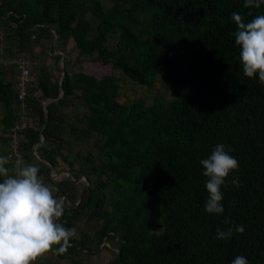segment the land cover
Wrapping results in <instances>:
<instances>
[{"label": "trees", "instance_id": "16d2710c", "mask_svg": "<svg viewBox=\"0 0 264 264\" xmlns=\"http://www.w3.org/2000/svg\"><path fill=\"white\" fill-rule=\"evenodd\" d=\"M244 2L0 0L8 58H36L37 43L56 35L57 48L65 52L72 41L77 59L98 69H65L59 83L53 76L61 56L55 54L49 71L38 66L41 74L26 89L24 114L33 125L20 134L21 166H37L54 196L65 197L58 222L70 229L82 215L94 222L91 237L74 236L63 254L53 246L54 257L82 264L75 255L92 253L106 237L116 252L104 264H231L236 256L264 264V83L243 74L231 19L238 12L250 22L264 14V4L245 8ZM158 77L171 98L119 100L124 81L150 88ZM47 98L53 99L44 124ZM0 106V156L7 157L10 128L23 116L15 84L0 81ZM220 143L239 169L221 186L225 211L212 214L204 210L207 177L200 160ZM51 167L75 180L85 177L83 192L76 193L67 176L54 181ZM237 225L243 234L216 238L217 229Z\"/></svg>", "mask_w": 264, "mask_h": 264}, {"label": "clouds", "instance_id": "9594fccd", "mask_svg": "<svg viewBox=\"0 0 264 264\" xmlns=\"http://www.w3.org/2000/svg\"><path fill=\"white\" fill-rule=\"evenodd\" d=\"M264 0H245L244 7L259 9ZM231 19L236 25L232 33L235 44L239 46V59L243 65V74L248 78L258 75L264 83V14L255 16L250 22L233 12ZM8 157L0 156V264H33L39 258L59 245L57 252L63 254L75 236V229L66 228L58 222L64 215L63 201L57 199L52 190L40 179L39 168L35 165L21 166L16 161L17 171L10 174L6 167ZM208 197L204 210L212 214H222L225 209L221 201V186L233 170L239 169L238 160L225 148L217 144L211 155L200 160ZM231 183L239 187V180ZM230 221L226 217L224 223ZM236 233L243 234V225L227 230L217 229V239H227ZM231 264H249L245 256H236Z\"/></svg>", "mask_w": 264, "mask_h": 264}, {"label": "rangeland", "instance_id": "374dc122", "mask_svg": "<svg viewBox=\"0 0 264 264\" xmlns=\"http://www.w3.org/2000/svg\"><path fill=\"white\" fill-rule=\"evenodd\" d=\"M2 32L4 33V36H6L5 32L3 29L6 30V28H1ZM52 43V44H51ZM50 44L51 46H53L55 49L50 52ZM37 49L36 52L39 56H37L36 58H34L32 55H30L29 53H25L22 55L24 56V58L26 60L29 61L30 63V76L32 81H36L39 77V75L41 74L38 66L43 67L46 72L49 71V68L51 66V64L53 63V60L51 59V57L55 54H59L61 57L63 56L64 61L67 58V64L65 65L64 63V70H68L70 73H77L79 71H82L84 73L87 74H91L92 72H97V68L95 67H91V65H87L84 62H82L83 60H78L77 59V50L75 49V47L73 46V42L70 41V43L67 44L66 48H65V52L61 51L59 48H57V44L56 41L52 42V40L49 42L46 39L40 40L37 43ZM13 55H18L16 54V52H13ZM32 56V57H31ZM61 60H60V69H61ZM61 71L57 72L54 74L53 78L57 77L59 78V76L61 75ZM104 71H108L107 69H104ZM99 72V71H98ZM103 72V70L101 71ZM121 96L119 98V100L121 102H131L132 100H134L135 98H144L146 100V102L148 104H151L154 97L157 95H164L167 98H171V91L166 88L165 86V80L163 77H158L157 81L154 83V85L150 88L144 87V86H140V85H136L135 83H132L129 80L124 81L122 87H121ZM38 96V95H37ZM43 103V102H42ZM88 145L87 143H84L83 145L80 146V150L82 152H84V148L83 146ZM54 171L57 173V176H54L52 179L54 181H59L62 178H64V176L62 174H58L60 171L54 169ZM80 178V179H78ZM74 182L76 184V193H82L83 192V187H84V183H85V177H78ZM51 190H53L52 186L50 184H46ZM85 217L86 215H82L80 216V218L78 219V227L77 228H72L75 229V236L77 238H80L82 233H86L89 234V237H91L93 235V231H94V227L92 225H94V222H90L85 223ZM112 244V243H111ZM116 252V248L114 247V245L112 244L111 248H98L97 250L93 251L90 254H77L75 255V258L80 260V262L82 264H104L107 261H109L111 258L114 257V253ZM49 259L50 261L53 262V264H68L70 262L69 258H65L62 260H59L58 258L54 257L52 255V251L48 252L46 255H44L43 257L39 258L37 261L33 262V264H40L42 259Z\"/></svg>", "mask_w": 264, "mask_h": 264}, {"label": "built area", "instance_id": "2783aa9c", "mask_svg": "<svg viewBox=\"0 0 264 264\" xmlns=\"http://www.w3.org/2000/svg\"><path fill=\"white\" fill-rule=\"evenodd\" d=\"M4 64H11L15 65L18 68V75L15 81V88L17 90V98L20 102V108L22 110L23 116L21 120L15 122L9 131L8 137H9V149L7 152V157L14 160V163L16 164V161L19 159L22 161V154L20 152V138H21V132L28 128L29 126L33 125V119L26 116L24 112L26 111V105L24 102L25 95H26V89L29 84V82L32 80L30 76V68H29V61L24 58L23 55L15 56L11 59L3 60ZM41 138V137H40ZM39 143L34 144L32 153L36 158H39L36 152V147ZM45 163H47L45 161ZM48 164V163H47ZM52 168V167H51ZM50 168V177L53 178L54 176H57V173L54 171V169ZM17 169V168H16ZM17 171V170H16ZM67 170H61L58 174H62L63 176H67ZM68 177V176H67ZM83 177V176H82ZM59 200L63 201L65 200L64 196H60ZM77 201L75 202V204ZM112 244L110 240H108L106 237L103 239L101 244L99 245V248H111Z\"/></svg>", "mask_w": 264, "mask_h": 264}, {"label": "crops", "instance_id": "0c3cea01", "mask_svg": "<svg viewBox=\"0 0 264 264\" xmlns=\"http://www.w3.org/2000/svg\"><path fill=\"white\" fill-rule=\"evenodd\" d=\"M0 61H2V64L0 66V81L7 83L10 82L12 84V86H14L17 75H18V68L17 67H13L8 66V64H4L3 60H7L10 59L7 57V53L5 52L6 49L9 48V44L6 42V40L4 39V36H2L0 34ZM2 108L0 106V112H1ZM3 137L1 131H0V150H1V138Z\"/></svg>", "mask_w": 264, "mask_h": 264}, {"label": "water", "instance_id": "95a60500", "mask_svg": "<svg viewBox=\"0 0 264 264\" xmlns=\"http://www.w3.org/2000/svg\"><path fill=\"white\" fill-rule=\"evenodd\" d=\"M56 40V35H55V37H54V39L52 40V42H54ZM52 44V43H51ZM51 44H50V47H51ZM61 63H62V65H61V69H62V71H61V75L59 76V78H58V82L60 83V80H61V78H62V76H63V73H64V58H63V56L61 57ZM63 95V91L61 90L60 91V94H59V96L58 97H61ZM58 97H55V99L56 98H58ZM53 98H47V99H45L44 101H43V103H42V105H43V109H44V111H45V121H44V124L47 122V120H48V115H47V113H46V109H45V106H46V104L50 101V100H52ZM44 124H43V126H44ZM42 126V127H43ZM41 138H40V141L38 142V143H41L43 140H44V135H43V133L41 132V136H40ZM52 169V168H51ZM67 173V176L72 180V181H74V182H76L75 181V179H73L72 177H71V175H70V173L67 171L66 172ZM78 179H80V178H78ZM77 179V180H78Z\"/></svg>", "mask_w": 264, "mask_h": 264}]
</instances>
